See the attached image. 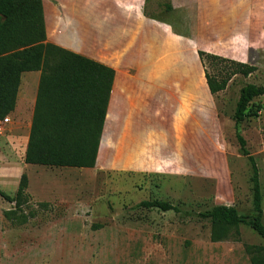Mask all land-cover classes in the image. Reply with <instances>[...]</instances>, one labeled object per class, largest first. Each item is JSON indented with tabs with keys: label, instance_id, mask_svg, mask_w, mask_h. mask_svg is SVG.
Masks as SVG:
<instances>
[{
	"label": "rangeland",
	"instance_id": "374dc122",
	"mask_svg": "<svg viewBox=\"0 0 264 264\" xmlns=\"http://www.w3.org/2000/svg\"><path fill=\"white\" fill-rule=\"evenodd\" d=\"M158 2L150 4L149 14L156 16ZM122 3V0H42L48 42L90 55L94 35L91 27L108 18L112 19L105 21L106 26L123 23ZM235 3L239 6L233 12L239 14L241 9L243 13L237 16L238 21L243 20V32L238 34L243 35L242 46L240 42L236 47L228 45L224 51L229 57H222L249 62L258 71L248 78L237 76L226 91L206 97L211 116L203 127L212 132L200 138L195 159H167L168 144L163 141L157 147L158 160L145 155L138 162L146 167L155 164L156 172L130 173L125 169L123 152H113L122 145L114 149L118 140L112 129L111 135L105 137L94 169L26 165L24 157L40 73L22 75L16 108L0 122V189L14 197L21 176H28L30 204L17 212L27 216L28 222L9 220L5 212L15 211V205L0 197V264H250L245 246H263L264 241L258 235L241 226L240 242L213 243L210 222L199 217L214 206L234 207L243 215L253 211L248 158L240 154L235 133L229 131L224 142L217 137L218 118L223 123H233L240 90L248 84L264 85V0H233ZM227 7L232 9L229 0ZM230 17L220 18L222 24L235 18ZM177 18L169 19L178 22ZM180 23L181 31H185ZM180 45L181 53H186L190 64L194 63V70L190 65L187 72L195 79L200 99L201 82L206 79L199 50L183 42ZM200 106L197 101V111ZM259 106L258 117H249L239 131L259 169L264 210V97L254 101L251 110ZM162 122L166 124L164 119ZM200 123L199 120L197 124ZM155 140H160L159 135ZM162 149L165 153L161 160ZM145 151L152 153L150 148ZM151 200L168 202L179 212L137 207ZM43 203L46 208L40 206Z\"/></svg>",
	"mask_w": 264,
	"mask_h": 264
},
{
	"label": "trees",
	"instance_id": "16d2710c",
	"mask_svg": "<svg viewBox=\"0 0 264 264\" xmlns=\"http://www.w3.org/2000/svg\"><path fill=\"white\" fill-rule=\"evenodd\" d=\"M205 69L207 87L216 96L231 81L248 78L258 68L198 51ZM213 71V72H212ZM39 72L33 118L24 163L49 168L94 169L107 118L115 70L47 40L42 0H0V122L16 108L24 73ZM264 97V85L248 84L240 90L233 123L240 154L252 169L253 211L240 214L234 207L214 206L199 217L211 224V242H240V227L250 228L264 241V210L259 169L239 129L249 117H258L261 107L251 110ZM29 179L23 174L14 197L0 189V197L14 203L5 212L11 221L26 224L22 212L30 204ZM46 208L47 204H40ZM137 207L162 212L176 211L170 203L151 200ZM250 264H264V245H246Z\"/></svg>",
	"mask_w": 264,
	"mask_h": 264
},
{
	"label": "crops",
	"instance_id": "0c3cea01",
	"mask_svg": "<svg viewBox=\"0 0 264 264\" xmlns=\"http://www.w3.org/2000/svg\"><path fill=\"white\" fill-rule=\"evenodd\" d=\"M153 1L122 0L123 23L106 26L105 21L112 19L108 18L94 24L90 30L94 34L91 53L82 54L115 70L97 164L105 137L115 129L118 143H114V149L117 145L122 147L113 152H123L125 169L136 174L156 172L155 164L146 167L138 162L145 155H151L153 161L158 160L157 147L163 141L168 144L166 155L170 156L167 159L192 160L200 138L212 132L203 127L204 121L211 116V106L205 103L211 93L203 80L202 97L197 99L195 79L187 72L190 65L194 70V63L190 64L185 52L181 53L180 44L229 57L224 48L236 47L238 42L242 46L243 40V35L238 36L243 32V20L237 19L243 13L241 9L239 14L233 12L238 9V3L233 5V0H229L231 10L227 7L228 0H160L156 16L148 13ZM160 16L166 17L160 19ZM176 16L178 22L169 19ZM226 16L235 18L223 25L220 18ZM180 22L185 31H181ZM197 101L201 103L199 111ZM199 120L201 123L197 124ZM217 124V137L221 141L224 142L230 132L235 133L233 123H223L218 118ZM156 135L161 141L155 140ZM147 148L152 153L146 152ZM164 153L162 149L161 160Z\"/></svg>",
	"mask_w": 264,
	"mask_h": 264
}]
</instances>
